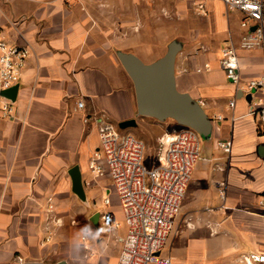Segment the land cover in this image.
I'll return each mask as SVG.
<instances>
[{
	"label": "crops",
	"instance_id": "1",
	"mask_svg": "<svg viewBox=\"0 0 264 264\" xmlns=\"http://www.w3.org/2000/svg\"><path fill=\"white\" fill-rule=\"evenodd\" d=\"M242 17L222 0H0L4 41L29 50L17 89L1 94L0 264H83L73 237L82 225L72 215L77 201L89 210L95 231L106 221L100 234L107 241L88 264L118 263L127 226L110 176L89 169L100 147L94 118L118 126L136 120L134 83L118 54L150 64L172 42L182 46L177 88L204 108L212 133L201 138L160 257L174 264H243V256L264 251V125L252 112L253 99L239 97L219 65L223 48L240 44ZM239 58L243 82L264 76L261 50H240ZM206 64L210 70L197 71ZM3 101L11 105L8 117ZM170 125H155L163 128L160 138L171 133ZM227 140L231 153L219 147ZM74 168L84 199L73 189ZM107 194L110 202L104 199L99 211L95 198Z\"/></svg>",
	"mask_w": 264,
	"mask_h": 264
},
{
	"label": "built area",
	"instance_id": "2",
	"mask_svg": "<svg viewBox=\"0 0 264 264\" xmlns=\"http://www.w3.org/2000/svg\"><path fill=\"white\" fill-rule=\"evenodd\" d=\"M222 1L228 10L242 13L244 33L238 46L232 44L223 48L220 68L236 92L253 95L252 112L264 125V76L243 82L239 58L240 50H261L264 56V0ZM28 57L27 48L4 41L0 28V102L2 92L18 85ZM210 69L211 66L206 64L197 71ZM78 106L83 108V102L80 101ZM234 106L235 101H231L230 107ZM2 112L4 116L10 115L11 105L7 101L2 102ZM94 121L99 131L100 147L91 155L89 169L97 176H110L127 226L117 264H174L171 258L160 257V253L174 230V219L180 212L200 157V135L188 127L166 134L160 138L155 164L148 165L145 141L132 134H120L104 116L96 117ZM219 147L231 153L233 142H219ZM109 202L107 198L106 203ZM260 206L264 218V192ZM103 218L109 219L107 215ZM82 240L86 241V237L83 236ZM241 261L243 264H264V251L249 253Z\"/></svg>",
	"mask_w": 264,
	"mask_h": 264
},
{
	"label": "water",
	"instance_id": "3",
	"mask_svg": "<svg viewBox=\"0 0 264 264\" xmlns=\"http://www.w3.org/2000/svg\"><path fill=\"white\" fill-rule=\"evenodd\" d=\"M181 49L180 43L172 42L167 53L150 64L144 63L134 54L122 52L118 54V57L133 80L138 115L150 117L159 122L171 119L180 127L191 128L201 138L208 139L212 133V120L190 94L180 92L177 88L176 60ZM16 89L17 85L4 93ZM238 94L241 98L245 96L246 100L251 103L252 94L245 95L242 91H239ZM135 126H137L136 120H128L121 122L119 128L125 130ZM71 174L74 192L84 199L85 194L79 168H74ZM26 264L43 263L28 262Z\"/></svg>",
	"mask_w": 264,
	"mask_h": 264
},
{
	"label": "rangeland",
	"instance_id": "4",
	"mask_svg": "<svg viewBox=\"0 0 264 264\" xmlns=\"http://www.w3.org/2000/svg\"><path fill=\"white\" fill-rule=\"evenodd\" d=\"M136 121H137V126L125 130L120 129L115 122H112V125L122 135L132 134L136 138L145 141L147 144V164L153 165L155 164L156 161V152L158 151L160 146L159 143L160 133L162 132L163 128H160L159 126H155L160 122L150 117H144L138 115L136 117ZM166 123L171 124L170 132H173L175 131V129L180 128V126L171 119L166 120ZM109 182L111 185L113 184L112 179H110ZM106 198H111V196L107 194L106 196L100 195L95 198L96 201L95 203L96 206H98L97 208L99 209V211L100 210L102 212L105 211L104 199ZM88 213L89 210L87 209V207L81 201H77V205L73 210L72 215H74V218L81 220L82 225L75 227V230L73 231V237H74V242L77 246V253L79 255L78 260L83 264L91 263L96 258H99L100 257L99 254L102 251L103 244H105L107 241L106 238L103 237L102 234H100V232L104 233L103 230L106 226V221L102 220L100 223L101 224L100 228H97V230L95 231L94 227L91 225V223H89L90 217ZM99 216H101L100 213ZM177 216L175 217L174 221H176ZM82 235L86 236L87 238L86 241L84 242H82L80 239ZM85 245L87 246V248L84 247Z\"/></svg>",
	"mask_w": 264,
	"mask_h": 264
}]
</instances>
